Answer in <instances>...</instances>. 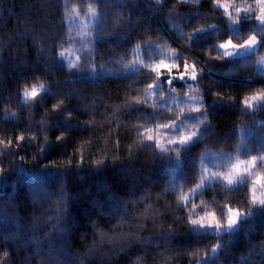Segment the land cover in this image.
<instances>
[{"label":"trees","instance_id":"trees-1","mask_svg":"<svg viewBox=\"0 0 264 264\" xmlns=\"http://www.w3.org/2000/svg\"><path fill=\"white\" fill-rule=\"evenodd\" d=\"M114 2L128 7L110 5L108 17L121 14L126 22L114 27V22L105 19L101 31L108 34L94 41L98 61L107 63L109 69L118 68L108 62L109 58L127 50L126 60H131L129 44L134 48L145 41H158L168 50L177 46L186 49L183 58L189 63L198 61V71L200 67L206 70L195 93L182 88L180 81L176 82V92L203 94L212 131L189 154L182 155L180 167L173 172L174 153L172 158H163L152 148L138 147L135 143L141 139L132 127L138 121L136 114L125 109L124 104L125 98L131 100L136 95L135 89L128 87L138 80L136 75L130 71L111 75L99 69L92 73L87 68L72 75L66 68H57L51 75H45L49 63L46 58L53 53L45 51L41 56L36 49L52 48L54 30L63 19L62 3L58 7L57 0H0V138L7 141L21 133L29 138L22 142V148H17L15 143L7 148L0 145V255L5 250L9 252L8 264H136L138 257L140 264H165L160 256L165 246L159 240L153 242L152 237L166 236L173 230L175 236L168 251L170 264H189L195 258L190 253L201 249L202 254L207 250L206 245H214L217 240L193 237L184 222L185 213L176 208L177 195L165 191L166 183H182L179 178L193 167V157H198L204 149L209 153L227 154L235 153L239 147L241 151L256 154L254 149L264 144V109L242 112L239 103L243 96L259 91L264 84L260 79L264 75L258 74L255 68V59L264 53V47L247 60L234 57V63L210 58L217 55L211 51L212 44L223 42L228 35H232L234 42H242L220 15L222 9H216L211 0H199L198 4L161 0L162 8L155 0ZM173 10L185 16L194 13L196 19L170 17ZM200 17L205 18L203 22ZM29 24L34 28L33 35L26 40L17 39ZM208 24L217 26L208 29L214 36L199 39L203 34L193 33V39L188 40L193 28H206ZM177 25L183 28V35ZM67 27L68 21L64 20L61 36ZM231 27H239L244 38L250 34L247 22ZM44 38H47L45 44L33 43ZM145 50L148 55L156 54L154 46L144 44L141 58ZM25 73L22 78L21 74ZM33 76L50 84L53 93L70 92L71 95L44 96L39 104L24 108L14 99L16 89L24 83L35 82ZM145 86L138 84V87ZM57 98L64 99L69 106L70 122L76 125L74 130L63 127L67 112L52 111ZM230 98H235L234 108L226 106ZM117 108L120 111L114 115ZM9 113H15L14 118ZM61 133L64 138L57 141ZM32 136L36 139L31 140ZM45 137L49 147L45 146ZM96 160L104 163L97 168ZM65 171L72 174L55 175ZM48 173L52 175H44ZM41 184L43 190L39 187ZM192 186L185 185L184 190ZM62 196L67 198L62 200ZM213 196L217 205L231 203L245 210L247 197L243 191L228 193L225 198L209 190L195 202L211 201ZM117 204H120L119 211ZM149 207L154 211H145ZM214 207L209 206L207 210L212 211ZM58 212L62 213L64 233H54L49 223V217H55ZM250 222L253 225L250 232L241 229L231 237L222 236L225 248L216 264H244L245 261L264 264V248L260 246L264 241V212L250 218ZM100 230L113 237L132 233L145 238L146 243L143 246L125 243L119 248V239L102 242ZM41 240L43 244L37 247ZM65 240L62 248L60 242ZM93 243L97 245L94 249ZM51 246H56L55 258L49 256ZM65 251L70 252L69 259H65Z\"/></svg>","mask_w":264,"mask_h":264},{"label":"snow or ice","instance_id":"snow-or-ice-1","mask_svg":"<svg viewBox=\"0 0 264 264\" xmlns=\"http://www.w3.org/2000/svg\"><path fill=\"white\" fill-rule=\"evenodd\" d=\"M155 2L161 8L163 7L161 0H155ZM164 2L166 3L167 0H164ZM211 2L216 9H222L220 15L226 19L231 31L236 33V39H242V42H234L232 35H228V38L223 40L222 43L212 44L211 51L216 52L217 55L210 58L227 59L229 62L234 63V57L247 60L250 56H255L256 51L264 47V0H240L239 4L237 0H211ZM61 3L63 19L60 26L54 30L52 48L38 47L36 49L41 56L44 55L45 51L53 53L52 57L46 58L49 63L45 69V75H51L53 69L57 68L60 70L66 68L69 75L79 73L85 68L92 73H96L99 69L111 75L132 72L138 77V80L132 81L128 87L134 88L136 95L131 100L125 98L124 108L130 109L136 114L138 123L132 125V127L135 128L137 136L141 139H138L135 143L138 147L152 148L155 154L163 158H172L171 154L174 153L172 171L175 172L180 167L179 162L182 155L189 154L191 149L199 144L207 133L212 131L207 118L209 109L205 105L203 94L189 95L188 92L177 94L175 85L177 81H180L182 82V88L186 87L195 93L206 69L200 67L198 71V61L189 63L187 59H184L183 54L186 49L177 46V48L168 50L160 45L158 41L144 42V44H148L150 47L154 46L156 49L155 56L148 55L145 50L144 58H141L144 44L136 45L134 48L129 44L128 48L131 50L133 58L126 60L127 50L122 55L116 53L109 58L108 62L119 67L109 69L107 63L98 61V50L94 41L98 36L108 34L101 31V26L106 18L109 19V22H114V27L126 22L121 14L108 17L109 6L127 8L128 5L116 4L114 0H77L76 4H73V0H57L58 7ZM177 3L198 4L199 0H177ZM169 15L181 20L196 19L194 13L192 16H185L175 10L171 11ZM199 19L203 22L205 18L200 17ZM64 20L68 21V27L64 35L61 36L60 32L64 28ZM245 22H247V30L250 33L246 38L240 35L239 27H231L243 26ZM44 26L47 27V25ZM175 27L183 35V28L178 25ZM216 27L214 24H208L206 28H193L192 33L188 34V40L193 39V33H202L203 35L199 36V39L214 36L215 33H210L208 29H216ZM33 33L34 28L29 24L26 26L25 31L18 34L16 38L26 40ZM12 43H15V39L12 40ZM33 43L45 44L47 38L33 41ZM169 52L171 56H169ZM117 57L119 58L117 59ZM255 64L258 66L257 72H264V68L259 67L264 65V57H257ZM25 75L26 73L21 74V77L24 78ZM123 78L128 79L127 76ZM32 79L35 82L24 83L22 87L16 89L14 99L24 108L29 107L31 104H39L44 96L71 95L70 92L53 93L51 85L43 82L38 76H33ZM247 79H252V77ZM260 79L264 80V76H260ZM193 82L196 83V87H193ZM138 84L146 86L138 87ZM165 88H167V92L164 91ZM216 95L220 98V93ZM239 103L242 112H255L264 109V84L261 85L259 91L243 96ZM185 104L188 105L187 108L184 107ZM226 106L234 108L235 98H230ZM68 109L69 106L65 104L64 99L57 98V101L52 104L53 112L61 114L67 112L63 127L74 130L76 125L70 122L72 113ZM119 111L120 109L117 108L113 114L116 115ZM8 115L14 118L15 113H9ZM57 118L53 117V119ZM160 121L166 122L161 123ZM63 138L64 133L56 137L57 141H62ZM26 139L29 138L21 133L14 138L7 139V141L0 138V145L7 148L15 143L17 148H22L24 146L22 142ZM30 139L35 140L36 136L30 137ZM44 140L45 146L49 147L47 137ZM254 151L256 154H251L250 151H241L237 147L235 154H224L209 153L207 149H204L198 157H193V167L179 178L182 183H176L175 181L166 183L165 191H171L177 195L176 208L185 213L183 219L193 237L197 240L204 238L217 240L214 245H206L207 250L203 251L202 254L201 249H195L190 253L195 258L190 260L189 264H216L219 254L225 248L222 236L228 235L231 237L233 234H238L241 229L250 232L253 227L250 218L264 212V144H261ZM81 160H83V157ZM103 163V160L95 161L97 168ZM69 174L72 173L65 171L63 173L57 172L55 175ZM188 184L193 186L188 187L185 191L184 186ZM39 187L43 190L42 184ZM209 190H214L225 198L228 193L243 191L247 197L244 201L245 210L234 207L231 203L217 205L215 196L211 201L200 200L199 203L195 202L200 199L205 191ZM66 198L62 196L61 199ZM145 198H147L146 194ZM122 203H135V201H124ZM209 206H215L214 210L208 211ZM115 207L119 211L120 204ZM150 210L154 211L150 207L145 209V211ZM61 215L62 213L58 212L55 217H49V223H52L54 233L65 232ZM67 215L71 218L70 212ZM125 215L127 216L128 213L125 212ZM98 235L102 242L119 239L121 241L119 248H123L125 243H137L142 246L146 243L145 238L132 233H122L119 237H113L100 230ZM174 236L175 231L173 230L169 231L166 236L161 234V236L152 237L153 242L159 240L165 246V251L160 253L165 264H170L171 261L168 251L170 241ZM43 242V240L39 241L37 247ZM65 243L66 240L61 241L60 246L63 248ZM260 246L264 248V241L260 242ZM96 247L97 245L93 243L92 248ZM48 253L51 258H55L57 254L56 246H51ZM63 255L65 259H69L70 252L65 251ZM8 256L9 252L5 250L0 255V264H8L6 260ZM136 264H140L139 257ZM244 264H247V261Z\"/></svg>","mask_w":264,"mask_h":264},{"label":"rangeland","instance_id":"rangeland-1","mask_svg":"<svg viewBox=\"0 0 264 264\" xmlns=\"http://www.w3.org/2000/svg\"><path fill=\"white\" fill-rule=\"evenodd\" d=\"M219 43H222V42H219ZM219 43H217V44H219ZM169 56H171V55L169 54ZM257 57H264V53L257 55ZM166 59H167V57H166ZM257 67L258 66L255 64L256 72H257ZM259 67L264 68V65H260ZM257 73L261 74V75H264V72H257ZM233 154H235V153H233ZM209 166L211 167V165H209Z\"/></svg>","mask_w":264,"mask_h":264}]
</instances>
